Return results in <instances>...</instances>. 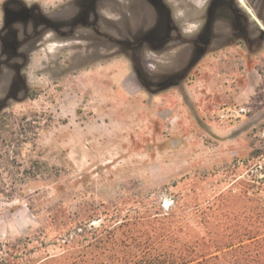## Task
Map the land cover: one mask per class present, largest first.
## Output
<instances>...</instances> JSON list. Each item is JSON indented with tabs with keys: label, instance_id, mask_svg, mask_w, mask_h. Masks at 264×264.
I'll list each match as a JSON object with an SVG mask.
<instances>
[{
	"label": "rangeland",
	"instance_id": "obj_1",
	"mask_svg": "<svg viewBox=\"0 0 264 264\" xmlns=\"http://www.w3.org/2000/svg\"><path fill=\"white\" fill-rule=\"evenodd\" d=\"M263 126L264 0H0V264L264 232Z\"/></svg>",
	"mask_w": 264,
	"mask_h": 264
},
{
	"label": "trees",
	"instance_id": "obj_2",
	"mask_svg": "<svg viewBox=\"0 0 264 264\" xmlns=\"http://www.w3.org/2000/svg\"><path fill=\"white\" fill-rule=\"evenodd\" d=\"M172 216V214L161 215V217L156 216L152 219V223L157 226L155 230H153L154 233L152 237L157 236L158 239L160 237L161 243L164 242L166 238L172 239L174 237V229L166 228V225L170 227V219H172ZM128 222V220L120 222L115 225L114 229H121L127 226ZM67 224V222L62 224L63 227L59 230V235L69 234L72 230L73 226L69 224L68 227ZM65 225L68 229H66L67 227H65ZM158 227L159 229H165V231H160L158 233ZM93 234L96 235L95 232H93ZM79 236H83V234L80 233ZM102 237L101 234V245L104 242ZM153 240H151V243L150 239L148 240L150 243L149 245H155ZM197 241L196 243L204 242L203 239ZM71 242L77 244L80 242V239H73ZM66 244H68V242H66ZM91 244L94 245L93 243ZM144 244L148 243H146V241L138 242L140 246ZM68 255V253L64 254L62 258L67 259ZM119 260V264H264V232L253 233L247 229V231L241 233L237 237V243L229 242L223 248L216 249L215 251L201 252L198 251L196 247H191L187 244L183 248L148 246L146 248H137L129 256H123L122 259Z\"/></svg>",
	"mask_w": 264,
	"mask_h": 264
},
{
	"label": "built area",
	"instance_id": "obj_3",
	"mask_svg": "<svg viewBox=\"0 0 264 264\" xmlns=\"http://www.w3.org/2000/svg\"><path fill=\"white\" fill-rule=\"evenodd\" d=\"M256 138L259 155L245 170L243 178L248 196L264 203V126L258 130Z\"/></svg>",
	"mask_w": 264,
	"mask_h": 264
},
{
	"label": "flooded vegetation",
	"instance_id": "obj_4",
	"mask_svg": "<svg viewBox=\"0 0 264 264\" xmlns=\"http://www.w3.org/2000/svg\"><path fill=\"white\" fill-rule=\"evenodd\" d=\"M233 33H234V35H237V36L239 34V32L236 29L233 31Z\"/></svg>",
	"mask_w": 264,
	"mask_h": 264
}]
</instances>
